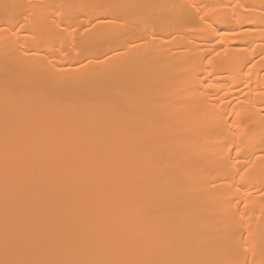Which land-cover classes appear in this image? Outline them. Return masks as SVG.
I'll return each instance as SVG.
<instances>
[{"label":"bare ground","instance_id":"bare-ground-1","mask_svg":"<svg viewBox=\"0 0 264 264\" xmlns=\"http://www.w3.org/2000/svg\"><path fill=\"white\" fill-rule=\"evenodd\" d=\"M0 264H264V0H0Z\"/></svg>","mask_w":264,"mask_h":264}]
</instances>
